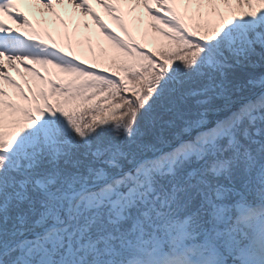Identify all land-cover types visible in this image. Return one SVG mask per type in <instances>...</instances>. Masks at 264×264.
Segmentation results:
<instances>
[{"label":"snow or ice","instance_id":"obj_1","mask_svg":"<svg viewBox=\"0 0 264 264\" xmlns=\"http://www.w3.org/2000/svg\"><path fill=\"white\" fill-rule=\"evenodd\" d=\"M21 3L79 9L132 60L20 30ZM96 3L124 36L91 0H0V264H264V0ZM124 4L169 41L159 55Z\"/></svg>","mask_w":264,"mask_h":264},{"label":"rangeland","instance_id":"obj_2","mask_svg":"<svg viewBox=\"0 0 264 264\" xmlns=\"http://www.w3.org/2000/svg\"><path fill=\"white\" fill-rule=\"evenodd\" d=\"M30 10L37 12L33 8ZM44 11L46 12V9H44ZM124 20L131 36L136 41L141 43L145 49H151L159 55V51L169 44L168 40L160 36L150 27V23L144 24L139 21V19L135 20L132 17H127L126 19L124 18ZM186 23L192 25L194 22L192 20H186ZM161 27H163V25H161ZM109 28L118 32L121 36L125 35L116 22L112 26H109ZM31 30L33 29H27V31ZM38 33L40 34L41 32ZM43 34L49 43L55 42L56 44L64 47L66 50H69L70 48L72 52L84 59L86 63L95 62L101 67H111L113 70H116V64L113 63L114 60L118 58H123L128 61L132 60V57L124 56L117 48L114 47L112 42L105 39L100 30H97L93 37H81L76 32L58 31L53 29L44 30ZM41 73L47 78H56L57 76L65 79L68 78L67 74L60 73L58 69L52 67L51 65L43 66ZM29 83H31L34 92H37L40 87L45 88L47 91V86L41 84L34 77L26 82H23L22 86L25 88V91H28ZM29 95H32V93H29ZM10 96L16 102L22 103V101L19 100V96L15 89L12 90Z\"/></svg>","mask_w":264,"mask_h":264},{"label":"bare ground","instance_id":"obj_3","mask_svg":"<svg viewBox=\"0 0 264 264\" xmlns=\"http://www.w3.org/2000/svg\"><path fill=\"white\" fill-rule=\"evenodd\" d=\"M91 3L92 7L100 14L108 26H112L116 22L108 15L101 5L96 3V0H91ZM20 6H27L28 11L27 9H24V11L28 14L29 19L32 22V29L35 32H41L40 35L43 38H45L43 31L47 29L76 32L81 37H93L95 32L99 30L98 26L90 16H84L79 9H73L72 6L67 3L63 5H55V12H49L48 10L45 12L44 9L42 10L39 6L31 3H21ZM31 8L35 9L37 12L30 10ZM122 8L124 10L125 19L127 17H132L135 20L139 19V21L144 24L150 23V18L144 12L142 7L138 8L135 12L129 11V5L127 4L122 5ZM85 23L88 24V27H84ZM23 31H27V29H24ZM33 67H38L40 72L41 68L43 69V65H33ZM7 71L21 85H23V82L33 78L30 73L25 71L23 65L17 64V67L9 68ZM3 87L10 95L13 88L7 83H4Z\"/></svg>","mask_w":264,"mask_h":264}]
</instances>
